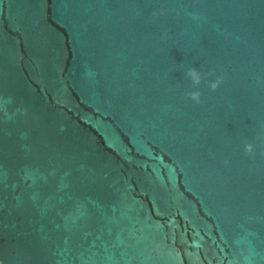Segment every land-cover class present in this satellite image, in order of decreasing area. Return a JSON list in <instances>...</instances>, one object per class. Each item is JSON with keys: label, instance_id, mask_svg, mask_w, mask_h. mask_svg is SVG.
I'll return each instance as SVG.
<instances>
[{"label": "water", "instance_id": "1", "mask_svg": "<svg viewBox=\"0 0 264 264\" xmlns=\"http://www.w3.org/2000/svg\"><path fill=\"white\" fill-rule=\"evenodd\" d=\"M0 264H264V0H0Z\"/></svg>", "mask_w": 264, "mask_h": 264}, {"label": "clouds", "instance_id": "2", "mask_svg": "<svg viewBox=\"0 0 264 264\" xmlns=\"http://www.w3.org/2000/svg\"><path fill=\"white\" fill-rule=\"evenodd\" d=\"M188 75L192 78L194 84H199L201 82V73L195 69V68H191L189 69ZM220 81H215L213 83H211V88L214 90L219 86ZM189 96L191 99L195 100L196 102H200V98H201V93L199 91H193L189 93ZM246 151L248 152H252L253 151V145L252 144H247L246 145Z\"/></svg>", "mask_w": 264, "mask_h": 264}]
</instances>
